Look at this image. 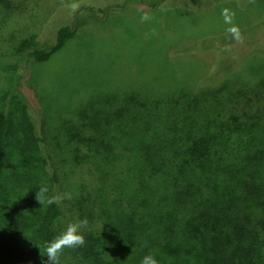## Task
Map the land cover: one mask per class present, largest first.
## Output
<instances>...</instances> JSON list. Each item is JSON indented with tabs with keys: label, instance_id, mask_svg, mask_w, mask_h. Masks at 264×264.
I'll return each mask as SVG.
<instances>
[{
	"label": "trees",
	"instance_id": "16d2710c",
	"mask_svg": "<svg viewBox=\"0 0 264 264\" xmlns=\"http://www.w3.org/2000/svg\"><path fill=\"white\" fill-rule=\"evenodd\" d=\"M11 9L10 0H0V47H10L17 20ZM75 34L69 24L56 30L52 44L39 48L27 37L15 52L29 54L30 67L48 61ZM242 68L223 72L237 76ZM207 73L195 89L185 82L167 93L128 88L121 100L98 95L78 111L66 129L75 143L76 189L48 204L42 242L57 234L60 219L64 229L87 218L83 246L71 249L86 264H139L148 252L159 264H264V79L254 73L259 81L232 86L218 80L217 70ZM215 85L221 87L210 91ZM28 109L23 99L41 148L45 141ZM9 129V114L1 111L0 165ZM37 261L35 252L0 236V264Z\"/></svg>",
	"mask_w": 264,
	"mask_h": 264
},
{
	"label": "rangeland",
	"instance_id": "374dc122",
	"mask_svg": "<svg viewBox=\"0 0 264 264\" xmlns=\"http://www.w3.org/2000/svg\"><path fill=\"white\" fill-rule=\"evenodd\" d=\"M249 1L10 0L17 20L8 33L10 47H0V112L10 119L0 165V236L35 252V264H41L39 227L48 203L41 204L36 193L47 187L49 195L68 191L74 196L75 143L66 129L93 97L111 94L121 100L128 88L167 93L183 82L195 89L205 73L215 70L219 81L232 86L259 81L254 73L264 79V0ZM69 24L75 36L48 61L29 67L30 55L15 52L14 44L27 37L39 48L52 44L56 30ZM230 26L238 28V40L227 31ZM229 65L246 69L228 76L223 67ZM23 99L45 141L41 148L25 119ZM62 230L60 219L56 231ZM72 251H63L61 264H86Z\"/></svg>",
	"mask_w": 264,
	"mask_h": 264
},
{
	"label": "clouds",
	"instance_id": "9594fccd",
	"mask_svg": "<svg viewBox=\"0 0 264 264\" xmlns=\"http://www.w3.org/2000/svg\"><path fill=\"white\" fill-rule=\"evenodd\" d=\"M72 7H75V5H72ZM224 20L225 23L230 22L227 9L224 10ZM227 31L233 35L234 39H239V32L236 26L228 27ZM37 197H39V199ZM36 198L41 204L42 200L46 199V202L52 205L62 201L65 198V194L55 193L49 195L47 187H38ZM88 226L89 221L87 218H78L73 222H69L64 229L53 238L44 241L42 243L44 254L41 256V264H61V256L65 249L83 246L84 237L82 235V230ZM140 246L142 248L147 247V242L142 241ZM139 264H159V260L154 253L148 252L140 258Z\"/></svg>",
	"mask_w": 264,
	"mask_h": 264
}]
</instances>
